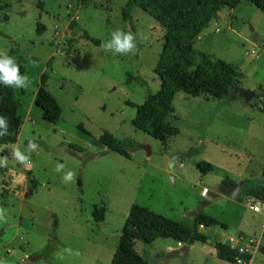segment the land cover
Masks as SVG:
<instances>
[{
	"label": "rangeland",
	"instance_id": "rangeland-1",
	"mask_svg": "<svg viewBox=\"0 0 264 264\" xmlns=\"http://www.w3.org/2000/svg\"><path fill=\"white\" fill-rule=\"evenodd\" d=\"M125 2L0 0V52L20 59L31 81L27 88H14L22 120L18 139L0 146V158H7L0 165V261L4 264H110L133 203L185 221L203 203V186L237 183L259 177L264 170V111L254 97V103L238 95L221 102L179 90L171 117L178 132L164 144L134 127L136 110L127 101L141 104L147 92L158 89L153 69L165 30L137 6L131 10V21L123 20ZM38 22L44 26L40 32ZM131 24L141 44L135 54L113 55L101 48L112 32H132ZM80 31L101 44L94 45ZM203 31L209 38L197 40L194 47L236 64V84L260 93L256 85H264V53L251 56L259 59L251 63L248 48L253 42L254 48L264 49V13L250 1L239 0L231 15L225 9L221 20L217 24L211 20ZM248 62L252 66L246 68ZM43 72L48 76L46 88L62 110L56 123L45 121L33 103ZM128 75L145 84L127 82ZM102 131L119 140L131 138L130 158L99 143ZM31 144L36 145L34 150ZM141 145L149 146V155ZM17 147L28 162L14 158ZM173 151L182 152L183 159L172 181L167 158ZM200 161L211 163L212 169L202 173L197 167ZM57 164L64 165L59 172ZM69 171L73 179L65 181ZM235 199L220 196L201 210L225 226L207 228L211 238L207 242L184 244L188 249L181 252L175 240L159 237L149 244L135 240L134 250L153 264H231L216 256L212 240L222 238L226 243L227 234L243 229L240 236L256 240L249 264H264V227L259 233L264 214L249 209L247 198ZM95 205L105 207L103 220L93 218Z\"/></svg>",
	"mask_w": 264,
	"mask_h": 264
},
{
	"label": "trees",
	"instance_id": "trees-1",
	"mask_svg": "<svg viewBox=\"0 0 264 264\" xmlns=\"http://www.w3.org/2000/svg\"><path fill=\"white\" fill-rule=\"evenodd\" d=\"M239 0H126L121 7L123 20L131 21V10L137 6L149 14L165 30L163 43L154 66V73L159 79V86L155 92H147L144 101L136 104L127 101V104L135 108V114L131 123L135 128L143 131L162 144L167 138L178 132V128L172 126L169 117L173 111V97L177 91L198 96L209 95L221 102L238 97L234 92L239 86L236 84L238 66L231 62L217 58L209 52H202L194 47L199 33L207 26L209 21L217 15L223 7H233ZM264 13V0H248ZM76 22L72 21L71 26ZM44 26L38 22L37 32ZM132 34L135 36V27L131 24ZM82 37L91 41L94 45H100L101 40L83 31ZM136 37V36H135ZM137 49L141 44L135 39ZM11 52H15L11 49ZM199 56V57H197ZM19 66L21 75L25 74V68L20 59L15 60ZM47 74L40 75L39 85L34 93L33 103L42 112L45 121L56 123L61 116V107L55 97L46 88ZM127 82L139 80L136 76L128 75ZM141 84H145L142 79ZM138 81V82H139ZM255 92V91H254ZM234 94V97L231 94ZM262 92H255L254 98ZM254 103V102H252ZM260 108L264 111V97ZM0 116L8 121L7 135L0 136V146L16 141L19 127L22 123L18 113V105L14 98V88L0 84ZM80 127V126H79ZM4 132L0 128V133ZM99 143L111 151L130 158L128 146H134L131 138L117 139L108 131H102L98 137ZM79 151L84 148L75 143H70ZM202 173L212 169V164L200 161L197 164ZM36 184V182H35ZM254 197L264 202V170L259 177L245 178L242 188L236 197L237 201ZM105 207L95 205L92 216L95 220H103ZM224 226L208 214L199 211L196 216L185 221H175L158 214L146 207L133 203L129 207L125 222L121 227L118 243L113 252L110 264H153L143 258L134 250L135 240L144 244L151 243L156 238H172L183 244L193 242H207V235L200 226ZM216 255L222 260L235 263L233 250L224 242L214 243ZM264 251V247L261 248ZM248 263L251 256H246Z\"/></svg>",
	"mask_w": 264,
	"mask_h": 264
},
{
	"label": "clouds",
	"instance_id": "clouds-1",
	"mask_svg": "<svg viewBox=\"0 0 264 264\" xmlns=\"http://www.w3.org/2000/svg\"><path fill=\"white\" fill-rule=\"evenodd\" d=\"M143 38L147 39L146 36H143ZM135 39L136 37L131 32L116 30L111 33V39L103 43L101 48L105 51L112 52L113 55L135 54ZM30 83L31 81L27 75L20 74L19 66L15 60L7 53L0 52V84L5 85L6 87L21 89L27 88ZM0 128L4 129V132L0 133V136L7 135L8 121L6 117L0 116ZM30 148L34 150L36 145L31 144ZM13 156L20 163H26L29 160V157L21 153L18 147L13 149ZM6 159L7 158H0V165H4ZM63 168L64 165L57 164L56 170L59 172ZM63 179L65 181H71L73 179V173L71 171L67 172V175H65ZM2 210L3 209H0V211ZM68 251H71V249H68ZM76 255H79V253L77 252ZM0 264H4V262L0 261Z\"/></svg>",
	"mask_w": 264,
	"mask_h": 264
},
{
	"label": "water",
	"instance_id": "water-1",
	"mask_svg": "<svg viewBox=\"0 0 264 264\" xmlns=\"http://www.w3.org/2000/svg\"><path fill=\"white\" fill-rule=\"evenodd\" d=\"M80 33H82V31H80ZM257 39H258V36L255 35L254 40L257 41ZM67 57L70 58L71 56L67 55ZM234 92L239 97H241L244 102H247V103L253 102V97H254L255 92L252 89L238 87V88H235ZM231 96L234 97V94L232 93ZM71 140L74 141L72 137H71ZM76 142L79 143L78 141ZM141 147L145 150L146 154L148 155L150 154V148L148 145H141ZM182 159H183L182 152L173 151L168 154L167 163L170 168L169 174H170L172 181L175 179L174 163H177ZM243 182H244L243 179H240L237 183H233L230 181L221 182V183H217L211 186L208 189H205L203 203L189 214V218L193 219L196 216V214L203 209L205 205H207L209 202H211L215 198H218L220 196H227V197L235 199L238 196L242 188Z\"/></svg>",
	"mask_w": 264,
	"mask_h": 264
},
{
	"label": "built area",
	"instance_id": "built-area-1",
	"mask_svg": "<svg viewBox=\"0 0 264 264\" xmlns=\"http://www.w3.org/2000/svg\"><path fill=\"white\" fill-rule=\"evenodd\" d=\"M252 47L248 48V54L254 58H258L263 51L261 47L254 48L255 43L251 44ZM259 100L260 106L263 100V96L256 97ZM261 101V102H260ZM246 204L249 209L254 212L263 213L264 214V202L260 201L254 197H248L246 199ZM264 227V223H263ZM256 240L251 238H245L237 234L236 236H228L226 244L233 250L234 252V264H249L246 256H252L253 251L255 250Z\"/></svg>",
	"mask_w": 264,
	"mask_h": 264
},
{
	"label": "crops",
	"instance_id": "crops-1",
	"mask_svg": "<svg viewBox=\"0 0 264 264\" xmlns=\"http://www.w3.org/2000/svg\"><path fill=\"white\" fill-rule=\"evenodd\" d=\"M236 6V5H235ZM235 6H233V7H227V6H225V7H223L222 9H220L218 12H217V15L214 17V18H212L211 20H214V22H216V24L221 20V18H222V11H224L225 9H227L228 10V13H230V15L234 12V9H235ZM244 19H247V16H244ZM210 20V21H211ZM210 21H209V23H210ZM229 22V21H228ZM208 23V24H209ZM230 23V22H229ZM207 24V25H208ZM207 27V26H206ZM205 27V28H206ZM204 28V29H205ZM219 29L218 28H215V32L216 31H218ZM209 38V34L208 33H206V31H201L200 33H199V35H198V37L196 38V40H195V42L197 41V40H207ZM258 40V39H257ZM254 42H256L255 40H254ZM253 43V42H252ZM251 43V44H252ZM251 44H250V46H251ZM262 48V47H261ZM263 49V48H262ZM263 51H264V49H263ZM204 52H208L207 50L206 51H204ZM264 52H262V54H263ZM249 55V54H248ZM260 57V56H259ZM258 57V58H259ZM249 58L251 59V63H252V61L255 63V62H257L258 60H255L254 58H252L251 57V55L249 56ZM250 62H248L247 63V65H246V68L247 67H251L252 66V64L250 63ZM257 66V65H256ZM258 83V85H256V86H260V88L262 89L261 90V92H262V94H263V96H264V85H263V83H259V82H257ZM240 87V86H239ZM254 88V87H253ZM251 89H252V87H251ZM253 90V89H252ZM254 91V90H253ZM206 96H209V95H206ZM174 98V97H173ZM172 114H173V111H172ZM172 114H171V116L169 117V122H170V124L172 125V126H175V125H173L172 124V122H171V117H172ZM176 127V126H175ZM17 139H18V136H17ZM177 163H180V162H177ZM177 163H174V166H175V175H176V169H177ZM175 178H176V176H175ZM221 181V180H220ZM217 183H219V182H217ZM216 183V184H217ZM213 185H215V184H213ZM207 188V186H203L202 187V189H201V191H200V195H202L203 194V192H204V190ZM236 200V199H235ZM244 201V200H243ZM240 202H242V201H240ZM217 226H220V225H217ZM221 228H224L225 226H220ZM207 228H209V227H207ZM207 228H203V227H200V229H202V230H204V232H205V230L207 229ZM263 229V222H262V224H261V227H260V230H259V233L261 232V230ZM239 232H243V233H245V231L243 230V229H238L234 234H227L226 235V239H227V237L228 236H233V235H236V234H238ZM217 233V232H216ZM206 234V233H205ZM207 235V234H206ZM215 235H217V234H215ZM247 235V234H246ZM215 237H217V236H215ZM209 239H211L208 235H207V241L209 240ZM216 241H221V242H223V240H222V238H213V240H212V245H213V247H214V243L216 242ZM177 242V241H176ZM178 244H179V247H181L180 248V251L182 252V251H185V250H187L188 249V246L186 247L183 243H181V242H177ZM183 245V246H182ZM188 245H191V244H188ZM215 253H216V249H215ZM217 256V255H216ZM219 258V257H218ZM251 261V260H250ZM228 262V261H227ZM231 264H233V263H231Z\"/></svg>",
	"mask_w": 264,
	"mask_h": 264
}]
</instances>
